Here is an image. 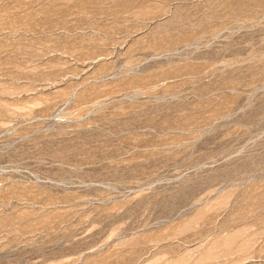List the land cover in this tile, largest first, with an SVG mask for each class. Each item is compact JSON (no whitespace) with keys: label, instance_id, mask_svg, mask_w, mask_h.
Returning a JSON list of instances; mask_svg holds the SVG:
<instances>
[{"label":"rangeland","instance_id":"obj_1","mask_svg":"<svg viewBox=\"0 0 264 264\" xmlns=\"http://www.w3.org/2000/svg\"><path fill=\"white\" fill-rule=\"evenodd\" d=\"M0 264H264V0H0Z\"/></svg>","mask_w":264,"mask_h":264}]
</instances>
